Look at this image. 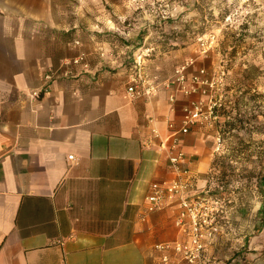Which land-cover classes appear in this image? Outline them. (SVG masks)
<instances>
[{
    "label": "crops",
    "instance_id": "0c3cea01",
    "mask_svg": "<svg viewBox=\"0 0 264 264\" xmlns=\"http://www.w3.org/2000/svg\"><path fill=\"white\" fill-rule=\"evenodd\" d=\"M69 4L0 0V264H160L157 245L186 236L176 206L151 209V182L172 174L159 138L145 142L154 127L166 135L169 119L179 125L182 107L199 94L179 90L175 69L151 97L131 98L134 66L109 60L106 40L89 45L79 25L88 20L75 19ZM81 51L89 67L31 95L49 67ZM147 64L146 75L159 77ZM182 148L199 186L207 185L212 130L195 126ZM219 236L212 264L221 262L213 251Z\"/></svg>",
    "mask_w": 264,
    "mask_h": 264
},
{
    "label": "rangeland",
    "instance_id": "374dc122",
    "mask_svg": "<svg viewBox=\"0 0 264 264\" xmlns=\"http://www.w3.org/2000/svg\"><path fill=\"white\" fill-rule=\"evenodd\" d=\"M59 3H70L75 19L89 21L79 22L89 45L107 41L112 48L106 50L109 60L117 57L134 66L143 55L150 69H158L159 79L190 61L191 70L206 67L217 79L222 106L215 126H208L215 152L206 186L218 201L219 212L204 255L212 264L208 253L220 235L213 249L219 264H258L264 257V248L262 252L255 248L263 243L264 228V211L260 212L264 190L258 186L264 175V0ZM209 34L216 35L218 44L203 56L198 38ZM100 46L95 51L104 57L106 51Z\"/></svg>",
    "mask_w": 264,
    "mask_h": 264
},
{
    "label": "built area",
    "instance_id": "2783aa9c",
    "mask_svg": "<svg viewBox=\"0 0 264 264\" xmlns=\"http://www.w3.org/2000/svg\"><path fill=\"white\" fill-rule=\"evenodd\" d=\"M216 41L215 34L199 37L201 54L209 56L217 47ZM75 44L82 43L77 39ZM149 51L150 49H147L146 56L149 55ZM142 58L143 55L135 59L134 71L128 78L127 91L133 99L151 97L160 87L158 76L146 75V59ZM192 64L193 62L189 61L176 69L175 82L183 93H197L199 96L189 100L182 107V121L179 125L176 121L169 119L166 135L162 136L154 127L153 138L145 142L147 146L154 145V138H159V147L167 152L172 174L167 179L151 182L150 193L147 196L151 209L162 210L176 206L178 214L175 223L181 234L186 236V240L178 238L157 245V248L162 251L161 264H210L204 252L214 236L213 222L219 212L218 201L210 194L209 187L199 186V178L188 166L187 155L182 148V137L190 133L195 126H215L222 106L217 95L219 85L217 79L209 75L207 68L202 66L192 72L189 78L188 70ZM79 65L89 67L87 54L84 51L65 59L58 66L49 67L44 73L41 87L34 89L31 95L37 98L48 93L52 81L74 76L75 68ZM170 101L173 104L171 109L175 110L176 96L174 94L170 96Z\"/></svg>",
    "mask_w": 264,
    "mask_h": 264
},
{
    "label": "trees",
    "instance_id": "16d2710c",
    "mask_svg": "<svg viewBox=\"0 0 264 264\" xmlns=\"http://www.w3.org/2000/svg\"><path fill=\"white\" fill-rule=\"evenodd\" d=\"M263 184H264V175H263V177L261 178V180L258 183V186L262 187V189L264 190V185ZM263 211H264V209L260 210V212H263Z\"/></svg>",
    "mask_w": 264,
    "mask_h": 264
}]
</instances>
